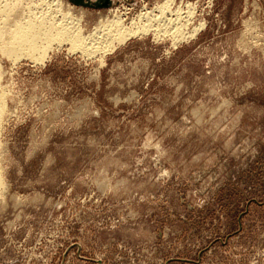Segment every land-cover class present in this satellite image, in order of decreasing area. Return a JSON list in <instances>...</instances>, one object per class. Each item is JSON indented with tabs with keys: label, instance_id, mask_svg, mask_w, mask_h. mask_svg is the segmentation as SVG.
<instances>
[{
	"label": "rangeland",
	"instance_id": "rangeland-1",
	"mask_svg": "<svg viewBox=\"0 0 264 264\" xmlns=\"http://www.w3.org/2000/svg\"><path fill=\"white\" fill-rule=\"evenodd\" d=\"M166 1L55 15L86 37ZM27 2L1 7L3 31ZM187 5L186 32L204 25L184 41L56 39L43 63L0 29V264H264V0Z\"/></svg>",
	"mask_w": 264,
	"mask_h": 264
},
{
	"label": "bare ground",
	"instance_id": "bare-ground-1",
	"mask_svg": "<svg viewBox=\"0 0 264 264\" xmlns=\"http://www.w3.org/2000/svg\"><path fill=\"white\" fill-rule=\"evenodd\" d=\"M27 1H29V3L27 2L28 10L27 14H24L25 18L22 21L15 20L17 22L16 24H14V27L16 28L15 31L9 29L13 32L11 34H13L14 37L12 35L11 36L13 38L7 36V38L9 37V41L11 38L12 42H10L12 44H16L13 46L11 45V47H7L8 45H5L6 42L2 46L0 45L1 47H3L4 45L6 46V48L4 47V49H6V51L9 50V57H11V55L16 57L18 54H20L19 56H36L35 58L38 61L42 62V60H44L45 58V54L48 53V51L51 49V44L55 42L56 39H60L61 42L65 40L67 42H71L73 50L81 49L83 53L85 52L90 55L96 50H105L104 53H113V51L119 48L118 46L124 44L130 38L137 37L139 35H149V33H154L156 37L164 35L172 36L174 42L177 43L179 42V40L184 41L187 34L190 36L194 35V33L199 31V28L204 25H198L200 27L195 28L192 32H189L188 30V32H186L188 22L191 19L190 17L195 14V9H193L194 6L191 8L190 5H187L186 7L188 8V10L186 12L178 9V7L177 10L173 11L171 7L174 4V0H167L165 3H163V5L157 7L155 10L141 14L139 13V15L131 19L124 18L125 13L117 16L115 15L112 20L106 21L104 25L94 28L85 37L79 35V29L72 26H76V24L66 23V21L57 19V16L55 14L60 12V0H38L39 3H34L35 1L31 2L30 0ZM12 2H14V0H0V10L2 7V9L4 8L3 10L6 11V9H8L7 6H10ZM3 10L0 12V22L2 21V16L4 15L5 17V14H2ZM156 12H158V14H156ZM5 13L7 14V12ZM66 16H68V14H65L64 18H66ZM3 19H5L6 21V17ZM6 26H4L3 24V26L1 27H4L3 29H5ZM8 27L11 26L8 25ZM0 29L2 30V34L6 33L4 31H9H3L2 28ZM87 41H89V43ZM38 53L40 54L37 55ZM3 108V98L1 97L0 88L1 112L3 111ZM1 182L2 180L0 178V183Z\"/></svg>",
	"mask_w": 264,
	"mask_h": 264
},
{
	"label": "water",
	"instance_id": "water-1",
	"mask_svg": "<svg viewBox=\"0 0 264 264\" xmlns=\"http://www.w3.org/2000/svg\"><path fill=\"white\" fill-rule=\"evenodd\" d=\"M75 4L77 5H82L86 7H100L102 4L107 7L108 4L110 3V0H101L102 3H97L95 5L91 4L90 2H86L85 0H72Z\"/></svg>",
	"mask_w": 264,
	"mask_h": 264
}]
</instances>
